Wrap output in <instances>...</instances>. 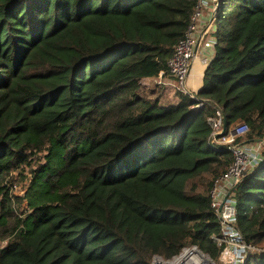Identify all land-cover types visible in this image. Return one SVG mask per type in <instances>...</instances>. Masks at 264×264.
<instances>
[{"label": "trees", "instance_id": "trees-1", "mask_svg": "<svg viewBox=\"0 0 264 264\" xmlns=\"http://www.w3.org/2000/svg\"><path fill=\"white\" fill-rule=\"evenodd\" d=\"M204 1L0 0V264H147L191 246L218 260L208 193L233 154L208 118L264 138V0H218L197 91L163 101L169 87L142 83ZM232 193L260 250L244 264H264V148Z\"/></svg>", "mask_w": 264, "mask_h": 264}, {"label": "built area", "instance_id": "built-area-1", "mask_svg": "<svg viewBox=\"0 0 264 264\" xmlns=\"http://www.w3.org/2000/svg\"><path fill=\"white\" fill-rule=\"evenodd\" d=\"M201 4L197 6L191 17L183 38L176 44L167 61V70L161 71L156 84L172 86L173 88L188 93L186 80L190 71L196 48L201 43L203 57L201 61L207 62L209 55L207 51L214 47V40L202 39L204 34L203 15ZM211 56V55H210ZM168 75V78L165 76ZM213 132L212 137L219 143L230 145L233 154V162L227 170L216 177L209 189L210 206L219 219V234L213 235V241L221 248L218 257L219 264H244L249 253L260 251L253 245L248 244L242 237L236 223V205L232 187L237 184L244 173L253 168L262 159L264 138L262 140L239 143L236 139L247 132L246 123H239L227 132L218 135L221 130V114L216 112L215 116L209 117ZM208 258H207V257ZM206 257V258H205ZM147 264H217L207 254L202 253L195 246L185 247L180 253L170 258L154 256Z\"/></svg>", "mask_w": 264, "mask_h": 264}, {"label": "rangeland", "instance_id": "rangeland-1", "mask_svg": "<svg viewBox=\"0 0 264 264\" xmlns=\"http://www.w3.org/2000/svg\"><path fill=\"white\" fill-rule=\"evenodd\" d=\"M206 1L202 2V4H201V9H202V12L201 13H202V15L206 19H208L207 20V23H205V21H203V27H204V30L207 29V27L204 25V23H205L206 25H208V28L210 27L209 28L210 31H212L213 30L212 29L213 28V26H212L213 23L211 21V17L213 16L214 11H215V9H216V7L218 5V0H206ZM205 27H206V29H205ZM204 38H205V36L202 37L203 40H204ZM205 39H207V38H205ZM207 62H203L202 61L203 64H206ZM165 76L168 78V75H165ZM142 83L145 84V85H148V87H153L154 85H156L155 84L156 83V80L154 82H152V80H145V79H143L142 80ZM167 87H169V88H167V95L165 97H163V101L164 100H168L170 98V94L174 92V90H172V89H175L172 86H167ZM175 90H177V89H175ZM186 90L188 91L187 87H186ZM244 135H245V133L243 135H241V137L242 136L244 137ZM27 184H28V179H24L21 176H16V177H13V185L14 186H13L12 189H13V191H14V193L16 195H22V193H23L22 189H24L27 186ZM5 243H6V239H3V240L0 239V246L4 245ZM216 263L219 264L218 260H216ZM220 264H222V263H220Z\"/></svg>", "mask_w": 264, "mask_h": 264}, {"label": "crops", "instance_id": "crops-1", "mask_svg": "<svg viewBox=\"0 0 264 264\" xmlns=\"http://www.w3.org/2000/svg\"><path fill=\"white\" fill-rule=\"evenodd\" d=\"M207 20L208 19H206L203 16V21H205V23H207ZM205 23H204V25L207 27L208 30H210L209 29L210 27L208 28V25H206ZM206 27H205V29H206ZM204 40H208V39L204 38ZM212 49H209L207 51V54L209 55V57L211 55ZM202 57H203V53L201 51V43H199V45L196 48V53H195V56L192 60L190 71L188 73L187 80H186V87H187L188 91H197L202 85L203 72H204V69L206 66V64H203L201 61ZM156 79H159V77L154 78V79L145 78V80H152V82H154Z\"/></svg>", "mask_w": 264, "mask_h": 264}, {"label": "water", "instance_id": "water-1", "mask_svg": "<svg viewBox=\"0 0 264 264\" xmlns=\"http://www.w3.org/2000/svg\"><path fill=\"white\" fill-rule=\"evenodd\" d=\"M223 132H224V131L222 130V131H221V132H220L218 135H221V134H223Z\"/></svg>", "mask_w": 264, "mask_h": 264}]
</instances>
